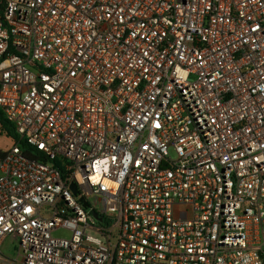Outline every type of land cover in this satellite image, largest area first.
Listing matches in <instances>:
<instances>
[{"label": "built area", "instance_id": "2783aa9c", "mask_svg": "<svg viewBox=\"0 0 264 264\" xmlns=\"http://www.w3.org/2000/svg\"><path fill=\"white\" fill-rule=\"evenodd\" d=\"M0 111V264H264V0H3Z\"/></svg>", "mask_w": 264, "mask_h": 264}, {"label": "rangeland", "instance_id": "374dc122", "mask_svg": "<svg viewBox=\"0 0 264 264\" xmlns=\"http://www.w3.org/2000/svg\"><path fill=\"white\" fill-rule=\"evenodd\" d=\"M0 137V147L3 150H7L13 146V139L5 136V134H1ZM18 249L17 243L12 241L11 239H8L4 242L2 245L1 250L8 256H15L16 250Z\"/></svg>", "mask_w": 264, "mask_h": 264}, {"label": "trees", "instance_id": "16d2710c", "mask_svg": "<svg viewBox=\"0 0 264 264\" xmlns=\"http://www.w3.org/2000/svg\"><path fill=\"white\" fill-rule=\"evenodd\" d=\"M3 0H0V2ZM0 130H1V134H5V136L12 138L14 142L19 143V139L17 138V136L15 135L14 129L13 127L9 124V122H7L3 115L2 112L0 111ZM23 144V146H25L24 142H21ZM31 150L28 149V154L29 156H31ZM43 161H46L45 158L42 159Z\"/></svg>", "mask_w": 264, "mask_h": 264}, {"label": "water", "instance_id": "95a60500", "mask_svg": "<svg viewBox=\"0 0 264 264\" xmlns=\"http://www.w3.org/2000/svg\"><path fill=\"white\" fill-rule=\"evenodd\" d=\"M71 189L73 190L74 194H77V188L74 184L71 185ZM85 206H87L86 202H85Z\"/></svg>", "mask_w": 264, "mask_h": 264}, {"label": "crops", "instance_id": "0c3cea01", "mask_svg": "<svg viewBox=\"0 0 264 264\" xmlns=\"http://www.w3.org/2000/svg\"><path fill=\"white\" fill-rule=\"evenodd\" d=\"M2 135H1V133H0V137H1ZM10 149V148H9ZM9 149H7V150H3V149H1V147H0V156H2L5 152H7Z\"/></svg>", "mask_w": 264, "mask_h": 264}]
</instances>
